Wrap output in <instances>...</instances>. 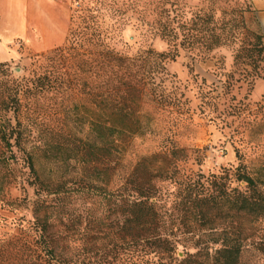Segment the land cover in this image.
<instances>
[{"label": "trees", "instance_id": "16d2710c", "mask_svg": "<svg viewBox=\"0 0 264 264\" xmlns=\"http://www.w3.org/2000/svg\"><path fill=\"white\" fill-rule=\"evenodd\" d=\"M81 4L68 42L37 55L0 98V196L14 153L24 154L35 195L24 236L0 240V264H247L250 248L264 255V167L238 157L222 174L184 168L191 154L179 139L193 114L168 70L182 51L203 59L237 41L236 63L260 77L253 0ZM252 19L253 42L243 33ZM132 21L167 49L118 50L116 33ZM47 93L53 104L40 103ZM147 141L154 149L142 151Z\"/></svg>", "mask_w": 264, "mask_h": 264}, {"label": "rangeland", "instance_id": "374dc122", "mask_svg": "<svg viewBox=\"0 0 264 264\" xmlns=\"http://www.w3.org/2000/svg\"><path fill=\"white\" fill-rule=\"evenodd\" d=\"M87 1L29 0L30 34L10 42L11 58L0 61V98L8 93L13 79L28 75L35 67L37 55L68 42L71 30L80 21V3ZM243 30L245 40L255 41L248 32H259L255 20L249 21ZM113 43L118 50L128 53L148 47L167 49L166 42L133 21L120 25ZM239 44L229 42L203 59H192L182 51L176 60L168 63V70L175 74V80L190 100L193 114V123L179 139L191 154L183 164L188 172L222 174L226 168L239 164L238 157L252 168L264 167V123L261 122L264 121V59L260 61L261 76L249 75L245 69L249 72L252 66L235 60ZM51 97L53 93H47L39 101L53 104ZM69 124L82 133L84 127L79 122L69 121ZM141 147L142 151L153 150L154 143L147 141ZM14 155L11 166L2 169V173L10 175L11 183L4 184L6 195L0 196V240L24 236V225L32 219L29 200L35 195L25 182L29 169L23 153ZM245 261L264 264V255L250 248Z\"/></svg>", "mask_w": 264, "mask_h": 264}, {"label": "crops", "instance_id": "0c3cea01", "mask_svg": "<svg viewBox=\"0 0 264 264\" xmlns=\"http://www.w3.org/2000/svg\"><path fill=\"white\" fill-rule=\"evenodd\" d=\"M256 18L264 33V0H253ZM29 0H0V61L11 58L8 44L30 34Z\"/></svg>", "mask_w": 264, "mask_h": 264}]
</instances>
